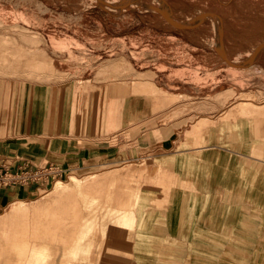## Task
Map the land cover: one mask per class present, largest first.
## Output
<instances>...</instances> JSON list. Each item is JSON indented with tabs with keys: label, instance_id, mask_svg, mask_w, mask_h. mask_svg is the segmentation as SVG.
<instances>
[{
	"label": "crops",
	"instance_id": "1",
	"mask_svg": "<svg viewBox=\"0 0 264 264\" xmlns=\"http://www.w3.org/2000/svg\"><path fill=\"white\" fill-rule=\"evenodd\" d=\"M11 1L0 5V164L15 166L26 158L72 172L100 171L133 151L106 144L111 134L129 129L134 138L140 132L135 155L148 157L153 176L137 182L125 214L100 217L96 264H159L168 252L184 264L193 260L192 243L203 249V264H220L221 222L225 218L222 224L234 228L243 217L257 222L252 213L264 210V186L252 178V158L237 170L222 137L221 129L239 128L249 132L244 144L251 146L253 119L252 113L242 124L221 117L216 50L133 15L108 16L99 9L69 13L83 27L62 31L54 24L47 32L42 8L29 7L32 12ZM246 92L254 104L264 97L259 88ZM125 163L105 174L130 176L131 170L121 171ZM222 169L228 171L224 187ZM32 193V186L0 188V197ZM247 228L245 241L252 243L253 223Z\"/></svg>",
	"mask_w": 264,
	"mask_h": 264
},
{
	"label": "rangeland",
	"instance_id": "2",
	"mask_svg": "<svg viewBox=\"0 0 264 264\" xmlns=\"http://www.w3.org/2000/svg\"><path fill=\"white\" fill-rule=\"evenodd\" d=\"M157 1L12 0L11 5L20 6L24 4L27 8H35L38 5L45 11L43 21L47 32H50L54 24H60L62 31L65 27H83L85 25L83 20H71L69 13L99 9L107 12L108 16L133 15L134 21L172 32L174 36L189 40L190 44L204 46L209 52H211L210 48H214L218 60L217 64H220L221 68L222 93L219 101L222 111L225 110L221 117L230 116L242 124L243 118H250L245 115L252 113L253 119H251L253 131L249 136L252 141L251 146H249L250 143L247 146L244 144L246 134L248 135L249 132L239 128L231 132L221 129L222 137L225 138L226 142L227 140L230 142L229 148L235 153L237 170L240 167L243 170L246 166L244 162L252 158L249 162L252 165V178L264 186V110L262 109L264 108V97L261 96L260 100L254 101L259 102L257 104L246 99L250 97L246 92L250 89L259 88L264 92V0H232L233 2L230 3L229 0H159L160 4L164 5L165 12L158 7L160 4ZM8 2L9 0H0V5L4 6L3 4ZM105 2L106 4H102ZM108 5L113 6L110 8ZM211 7L222 11V18ZM29 10L32 11L31 8ZM31 14L33 15V13ZM34 16L36 17L34 20H37L38 16ZM116 21L118 19L110 20L113 23ZM104 22L105 20L101 26H104ZM92 25L99 26L98 23ZM172 26L177 28H172ZM252 62H254V67L250 69L248 67ZM240 67L243 69L242 74L239 73ZM236 71H238L237 75H232ZM245 77L251 79H244ZM207 105L206 103L205 107ZM228 107L230 108L227 109ZM139 134L140 132L136 136L139 137ZM136 136L132 139L133 143L129 142L128 145L123 143L120 146V149L124 151L133 150L128 153L126 160L111 164L110 167H100V171H95V169L73 171L67 179L60 181L65 182V184L59 182L61 187L69 186L70 190L63 191L57 196L50 195L53 188H56L55 185H58V181L52 186H48L46 190H39L25 197H0V264H22L16 250L12 248L13 242L19 239L48 248L51 257L47 264H64V258H61V250L65 244H71L76 239L80 247L72 258L74 264H96L100 252L99 245H93V242L95 240L96 243L100 236L101 218L103 219L107 215L119 217V215L125 214L132 206V199L138 187L137 182L143 178L146 181L148 177L153 176L149 174L148 157L135 155L139 145ZM105 143L111 144L106 141ZM224 144L226 143L224 142ZM245 154H247V158H245ZM129 160H132L131 163L140 160L143 162L141 164L144 169L141 171L131 169V172L134 173L130 176L109 175L102 178L98 184L94 183V177L87 178L88 174H95L96 178L101 177L105 171L116 166L120 167ZM246 171L250 170L247 168ZM244 172L241 173L242 176H244ZM227 173L228 171L222 169V187H224L223 179L228 177ZM75 174L77 177H72ZM122 184H126V186L122 187ZM227 196L224 197L227 198ZM117 197H119V202ZM16 200H22L25 203V210L16 215L19 217L17 218L24 219L25 224L29 226L32 225V221L37 222L36 230L33 233L28 227V232L23 236L17 235L14 232L16 218L4 217L5 208ZM71 203L73 206L70 205ZM36 204L38 205L37 208L35 207ZM222 209L224 208L222 207ZM62 212H64L63 215H61ZM89 213L92 217L89 219V227L86 230L88 233L82 232L75 237L76 234L74 233L79 220L81 218L86 219L90 215ZM253 214L259 221L256 220L257 222H255L248 217H243L238 220L235 228L234 225L232 227L223 225V222L228 223L225 218L221 222L220 264H264V210L260 213L254 210L252 216ZM250 223H253L254 241L252 243L245 241L246 235L250 234V230L247 228ZM3 231L10 233L4 234ZM191 249L193 260H185L184 264H203L205 261L200 256L203 254L201 246L192 243ZM171 254L173 253L168 252L166 256L159 257L158 263L179 264L174 258L169 259ZM179 254V251L175 252V256Z\"/></svg>",
	"mask_w": 264,
	"mask_h": 264
},
{
	"label": "bare ground",
	"instance_id": "3",
	"mask_svg": "<svg viewBox=\"0 0 264 264\" xmlns=\"http://www.w3.org/2000/svg\"><path fill=\"white\" fill-rule=\"evenodd\" d=\"M127 1H129V0H127ZM101 2H103V1H101ZM157 2H159V0ZM102 4H106V2L105 3H102ZM132 4H134V3H132ZM159 4H160V2H159ZM116 5H118V4H116ZM114 7H117V6L114 5ZM158 7H160L163 10V12L166 11V9H165V7H164V5L162 3ZM122 10H123V8H122ZM171 21L174 22L173 20H171ZM244 104H245V102H244ZM141 163H143V162H141L140 160H138L136 162H132L131 165H129L130 163L129 164L128 163H125L126 165L123 166V168L121 169V171L123 170L122 172H124V173L125 172H129V170H131V169L132 170H135L136 169V170L141 171L142 169H144V167H143V165ZM103 175L101 177L99 176L98 178H96L95 177V174H88L87 175V178H93L94 177V179H93L94 183L95 184H98L100 181H102L101 180L102 178H106L109 175L111 176V173H106V174L104 173ZM72 177H77V175H72ZM59 182L60 181H58V183H57L58 185H55L56 188H53V192H52V194L50 196H57V195H59L63 191L70 190L69 189L70 188L69 186L68 187H64V188L60 186V184H65V182L64 183L63 182H60V184H59ZM70 205L73 206V203H71ZM35 207L37 208L38 205L36 204ZM36 208H33V209H36ZM23 210H25V203H24V201H22V200H16V201L11 202L5 208L4 213H3L4 217H6V218H12V219H15L16 218L15 219L16 220V222H15L16 228H15V231L14 232L17 235H21V236H23V234H25V233L28 232V227L30 228L31 233H33L36 230V227H37V222L36 221H32V225L29 226L28 224H25V222L23 221L24 219H18L19 217L16 216V215H18ZM63 213L64 212H62L61 215H63ZM91 217L92 216L90 214L86 219H83V218H81V220L78 219L79 220V223L77 224V228H76L75 233H74V234H76L75 237H77L80 234H82V232L88 233V232H86V230L89 227V219ZM20 224H22V225H20ZM3 233L6 234V233H10V232L3 231ZM64 241H65V239H64ZM78 247H80V246H78V242L76 241V239L73 240L71 244L70 243H67V244H65L63 246V248L61 250V255H62L61 258H64L63 259L64 264H74V262L72 261V258H73V256L76 255V251H77ZM12 248L16 250V252L18 254V257L20 259V262L22 264H47L48 263L47 261L51 257V253L49 252V249L48 248L42 247L41 245H39L37 243H31V242H27V241H23V240L21 241L20 239L13 242ZM0 250H1V245H0Z\"/></svg>",
	"mask_w": 264,
	"mask_h": 264
},
{
	"label": "built area",
	"instance_id": "4",
	"mask_svg": "<svg viewBox=\"0 0 264 264\" xmlns=\"http://www.w3.org/2000/svg\"><path fill=\"white\" fill-rule=\"evenodd\" d=\"M129 129H122L107 138V142L120 149L123 143H133ZM123 150V149H121ZM73 172L61 164L50 161L20 159L15 166L10 163L0 164V188L18 189L32 186L35 192L46 190L57 181H63Z\"/></svg>",
	"mask_w": 264,
	"mask_h": 264
},
{
	"label": "water",
	"instance_id": "5",
	"mask_svg": "<svg viewBox=\"0 0 264 264\" xmlns=\"http://www.w3.org/2000/svg\"><path fill=\"white\" fill-rule=\"evenodd\" d=\"M214 13V12H213ZM172 28H177V27H174V26H172ZM226 69H229V68H227V67H225ZM230 70V69H229Z\"/></svg>",
	"mask_w": 264,
	"mask_h": 264
}]
</instances>
